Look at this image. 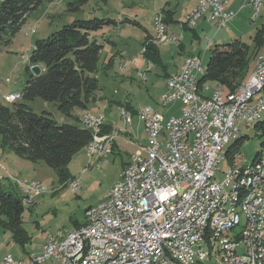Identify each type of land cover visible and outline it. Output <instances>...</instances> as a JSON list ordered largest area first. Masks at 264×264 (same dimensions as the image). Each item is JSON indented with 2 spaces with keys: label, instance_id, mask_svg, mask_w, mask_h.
<instances>
[{
  "label": "built area",
  "instance_id": "built-area-1",
  "mask_svg": "<svg viewBox=\"0 0 264 264\" xmlns=\"http://www.w3.org/2000/svg\"><path fill=\"white\" fill-rule=\"evenodd\" d=\"M230 2L204 0L183 23L191 27L205 19L228 31L236 14L229 8ZM246 5L252 19L260 16L264 0H249ZM164 22L163 13H156L152 41L169 38V45L178 44L183 33L163 36ZM202 59L191 56L184 76L173 73L168 77L171 85L166 86V99L168 105L181 103L179 114L166 117L144 107L146 133L153 146L140 144V153L132 154V166H125L118 180L120 188L103 202L106 211L88 220V225L66 233L65 243H58L53 235L40 258L17 259L15 264H77L78 256H87L86 264H189L191 249L200 250L203 262L202 247L198 246L199 209L226 193L231 173L244 167L241 155L235 166L224 172V178L212 184L211 191H202V183L220 171L226 139L264 112V61L255 70L248 93L223 95L221 86L196 95V87L203 85L198 76ZM17 93L6 95L9 102L17 101ZM123 117H127L126 111ZM90 123L91 115L82 124L87 129ZM101 125L103 120L98 123L99 133ZM144 148H152L149 162H140ZM258 155L261 167L254 181L255 201L248 206L251 226L236 233V225H240L237 216L229 215V226L220 229L227 230V237L219 239L227 243L224 259L233 260V264H264V198L256 199V186L264 189V146ZM0 167L5 169L2 162ZM26 187L44 190L41 182L28 181ZM167 234H177L178 242L167 243ZM85 240H92L91 252H84Z\"/></svg>",
  "mask_w": 264,
  "mask_h": 264
},
{
  "label": "rangeland",
  "instance_id": "rangeland-1",
  "mask_svg": "<svg viewBox=\"0 0 264 264\" xmlns=\"http://www.w3.org/2000/svg\"><path fill=\"white\" fill-rule=\"evenodd\" d=\"M73 1L46 0L39 9L35 10L28 17L12 41L0 46V102L11 106L14 102H9L5 96L10 92H17L24 88L29 76L27 67L31 66L30 55L38 39L47 38L50 34L61 29L65 24L72 22L76 18L97 17L99 19L110 18L116 22L106 24L102 29L94 32L99 42L104 45V48L96 73L100 84V88L97 91L99 98L89 103L88 112L95 114L98 111L104 112L106 109L107 114H112L114 119L116 120L117 118L120 124L122 122L124 126L125 123L119 108L120 103L127 104L135 109H142L148 105L152 107L156 106L159 110L157 111L160 114H166V117L179 114L182 107L179 102L164 106L162 99L160 100L159 94L163 91L165 79L161 75L162 70L159 65H155L152 71L151 69L150 71H145L146 80H144V73L142 72H138V74L134 70L129 73L127 71L123 73L118 63L108 69L104 68L109 59L118 52L125 55L123 62L131 60L134 55H139L140 59L144 58L142 55L143 44L147 37L146 28L151 29L152 15L156 11L161 12L162 8L169 6L171 7L170 9L175 10V18L182 23L184 22V17L187 15L182 16L183 12L188 7L190 0H90L79 11L71 10L70 4ZM235 1L231 0L232 3H230L233 4ZM246 1L248 2L249 0ZM243 13L247 17L239 18L234 23L231 22V30L219 29L218 31L220 32H218L217 38L215 35H212L213 31H211V36L205 37L204 34H201V29H198L201 35V43L199 44L197 40H194V45H198L199 53H204L201 66L203 72L198 71L200 78L206 70L211 51L217 45L222 47L238 38L251 45L254 49V36L258 28L264 24V6L262 7L260 16L255 20L250 19L251 14L249 9H246ZM166 26L168 28L167 24ZM185 33L186 37H182V39L185 38L183 39L184 43L188 47H191L192 32L186 30ZM211 40L212 43H209ZM156 44L158 46L169 45L162 42H156ZM177 45L173 44L172 46L176 47ZM262 50L261 47L259 52ZM256 58L253 60V67H256ZM253 67H251L249 74L252 72ZM21 100L22 98L17 101ZM30 104L37 113H42L43 111L52 113L59 123H78V119L65 116L53 103H46L45 105L44 101L36 99L30 101ZM82 110L81 108H75L73 111L74 116L80 117L79 113ZM260 122H264V112L261 115ZM79 123L81 122L79 121ZM114 133L116 132L112 134ZM239 133L244 139L237 157L241 155L244 166H249L253 163L256 154L261 150L262 143L264 142V126H257V123L251 126L242 124L239 128ZM1 138L0 135V143ZM134 138L132 137V142L139 144L134 149L130 146H123L121 151L112 150L111 152L110 146L103 156L96 155L89 157L83 151L75 155L69 165V171L75 177L74 179L79 180L80 188L74 187L71 184L73 179L63 184L55 169L48 166L44 161L34 163L20 159L13 153H11L12 156L17 158L20 164H26V166L20 165L21 169L14 167L16 172L9 171V149H2L0 147V162L5 166V169H1L0 167V174H2L0 175L1 185L5 189L13 191V183L15 188L20 190L22 195H25L22 227L29 237V240L25 244H21L16 239L12 228L0 225V257L4 256L1 261L7 256H11L13 260L27 259L32 254L40 253L44 244L51 236L57 237L62 232L67 233L76 228L77 225L84 224L86 210L91 206L99 205L104 197L115 187L116 183L119 182L118 180L124 169V163L129 157L131 160L132 154L140 153V144L148 145L147 134L146 138L141 136L139 142L135 140L138 138ZM235 142V139H232L225 146V150L228 153ZM140 155H145V152H142ZM235 163L232 165L224 154V159L220 163V171L217 173L216 179L220 180L224 178V172L235 166ZM25 181L41 182V186L45 187V190L34 191L29 189L26 187ZM233 184H235V180L232 181L231 186H226V189L230 191ZM28 195L33 196L30 202L28 199L26 201ZM244 226L245 217L242 214V223L236 226V233L241 232ZM217 246L220 248L219 243H217ZM204 250L206 252L211 250L210 245L208 247L207 241L204 243ZM217 256L208 257L203 263L221 264V254L219 253Z\"/></svg>",
  "mask_w": 264,
  "mask_h": 264
},
{
  "label": "trees",
  "instance_id": "trees-1",
  "mask_svg": "<svg viewBox=\"0 0 264 264\" xmlns=\"http://www.w3.org/2000/svg\"><path fill=\"white\" fill-rule=\"evenodd\" d=\"M45 1L0 0V46L11 42L28 17ZM89 1L74 0L70 4L71 10L79 11ZM161 12L166 24L171 23L174 12L165 7ZM115 22L110 18H76L47 38L38 39L29 60L31 66L39 64L42 73L35 76L31 73V66H28L29 76L22 89V100L15 101L11 106L0 102V147L8 148L15 155L34 163L44 161L55 169L63 184L75 178L69 171V165L75 155L93 140L92 131L83 127L80 117L74 116L73 111L75 108L88 109L100 88L96 73L104 45L99 42L94 32ZM183 27L189 28L185 23ZM254 46L253 49L238 38L222 47L217 45L211 51L206 70L200 79L203 84L200 85L201 95L207 91L204 90L207 83L216 87L222 86L226 92H233L249 77L255 67L252 66L253 60L264 46V24L254 36ZM143 47L145 51L142 54L146 61L160 67L164 65L159 46L152 41L151 35H147ZM114 59L115 55L109 59L105 69L113 64ZM251 67L253 70L249 74ZM36 99L55 104L65 116L78 119V123H59L48 111L35 112L30 101ZM120 105L134 115L137 114L132 106ZM257 126L263 127L264 122L259 121ZM111 131L105 125L104 132ZM243 139L240 137L236 140L229 150L230 163L240 153ZM263 146L264 142L261 149ZM258 153L254 161L259 156ZM12 188L14 192L5 189L0 180V225L12 228L16 239L25 244L29 240L22 227L25 195L13 183ZM81 225L83 224L76 227Z\"/></svg>",
  "mask_w": 264,
  "mask_h": 264
},
{
  "label": "bare ground",
  "instance_id": "bare-ground-1",
  "mask_svg": "<svg viewBox=\"0 0 264 264\" xmlns=\"http://www.w3.org/2000/svg\"><path fill=\"white\" fill-rule=\"evenodd\" d=\"M204 3V0H200L198 5L191 10L189 14L186 15L185 19H189L198 9L199 5ZM220 3H227V0H220ZM257 17H252L255 20ZM172 33L168 31L166 26V22H164V29H163V36H170ZM183 36H179L178 41L182 39ZM156 42H162L169 44V38H160L156 39ZM181 42V41H180ZM262 51L259 52L256 58V68L257 70L264 61V46L262 47ZM143 55V54H142ZM134 58H139V55H136ZM190 58L186 60L184 65L182 66L181 70L175 73L176 76H184L185 75V67H189ZM149 64V63H148ZM150 64L148 65V69H150ZM254 70V72H255ZM198 71L203 72L201 64H198ZM254 72L246 79L242 84L233 92H226L222 88L223 95H231L232 93L237 92V94H245L248 93L249 85L252 83L254 79ZM142 73H144L142 71ZM144 78V76H143ZM9 80V79H8ZM171 85V78L167 79L166 86ZM221 88L216 87V89ZM204 90H209L208 86L204 87ZM196 95H201V87L198 85L196 87ZM23 96L22 91L17 93V100L21 99ZM6 99H8L5 96ZM9 100V99H8ZM162 102L165 105H168V99H166V89L165 92L162 94ZM146 107H150V109H155L154 107L148 105ZM121 114L124 120L125 126L130 125L133 119L132 111L128 110L126 107H121ZM126 111L127 117H123L124 112ZM156 114H160L156 111ZM91 115V123L88 125V129H90L93 133V140L87 145L86 152L89 157L93 156H103L107 152V148L111 146L113 143L112 141L118 135V131L112 134L105 133L104 127L106 125V117L103 114H94V113H86L82 118L81 122L83 123L84 119H88ZM261 115L257 114L253 121L249 122L248 126H251L254 123H258L261 120ZM139 120L144 124V129L146 132V124L145 121V111L142 108L139 113ZM103 120V125H101V132L99 133L98 130V123ZM123 131V130H122ZM147 134V133H146ZM148 136V145L146 146H153V139H150ZM241 137L239 133V128L236 131V135H230L228 139L225 141V145L222 148L220 159H219V168L220 163L224 159V154L226 157L228 156V151L225 150V146L232 140H238ZM135 138H138L136 136ZM145 155H140V162H149V155H152V148H144ZM261 152V151H260ZM237 156H235L234 160L231 161L232 165L236 162ZM125 166H132V158ZM261 167V156L259 155L257 159L249 166L244 167H236V171L231 173L230 182H227L226 186H231L232 181L235 180V184H233L232 189L228 191L226 189V193L221 196V199H216V201H209L205 204L204 208L199 209V236H198V246L202 247L201 249V256H203V261L206 260L208 257L213 255L217 256L219 253L221 254L220 263L221 264H233V260L224 259L226 258V250H227V243L226 242H219V239L227 237V230H220L223 227L229 226V215H236L238 224L242 223V214L245 217V226H251V218L249 215L248 206H250L251 202L255 201V192L254 191V181L257 179L258 176V169ZM125 168V167H124ZM232 169V168H230ZM74 187L80 188V182L77 179H73L71 181ZM217 179L216 176H209L208 180H204L202 183V191H211L212 184H216ZM43 187V186H41ZM120 188V181L116 183L115 187L104 197L99 205L91 206L86 210V219L83 225H88V220H95L97 214H102V212L106 211V202L110 196H113L114 192ZM45 190V187H43ZM34 191H41L40 188H32ZM264 198V189L263 186H256V199H263ZM33 199V196L28 197V201L30 202ZM219 206V207H218ZM238 226V225H236ZM76 228L68 231L67 233H73ZM244 228L241 232L243 233ZM51 236L50 238H52ZM66 233H60L59 236L54 237V240H58V243H65ZM50 238L46 241L43 246V249L40 253L32 254L30 257L32 258H40L43 255V250L48 245ZM215 242H214V241ZM205 241V242H204ZM208 243V247L210 245L211 250L205 251L204 250V243ZM178 242V235L177 234H167V243H177ZM217 243L220 244V248L216 247ZM216 249V250H215ZM92 250V240H85L84 243V252H91ZM218 257V256H217ZM200 262V250L199 249H191L189 251V264H196ZM16 260H13L11 256H7L0 264H15ZM87 263V256H78L77 264H86Z\"/></svg>",
  "mask_w": 264,
  "mask_h": 264
},
{
  "label": "crops",
  "instance_id": "crops-1",
  "mask_svg": "<svg viewBox=\"0 0 264 264\" xmlns=\"http://www.w3.org/2000/svg\"><path fill=\"white\" fill-rule=\"evenodd\" d=\"M198 1L199 0H190V3L188 5V7L185 9V11L183 12L182 16H185L186 14H188L198 4ZM246 2H247L246 0H242V1L236 0L235 2H233V4H231L232 2L230 3L229 8L236 13L234 18H233V20L231 21L232 23L238 21L239 18L247 17V15L245 13H243L246 9L250 10V8L246 5L248 2L247 3ZM133 8H135V7H133ZM165 8H167V10H170V11L174 12L172 22L168 24V30L171 31V32H174V33H183V37H186L185 31L186 30H190L192 32V37L193 38H192V42H191V47H188L186 45V43H184L183 39H185V38H183L182 41L180 43H178V45L176 47L172 46V45H166V44L159 46L161 57H162V60L164 62L163 63L164 65L161 67V70H162L161 75L165 79V86L163 87V91L159 94L160 100L162 99V94L165 92L167 79H168V77L170 75H172L173 73L178 72L181 69V67L184 64V62L188 58H190L191 56L200 55V56L204 57V53L203 54L201 52L199 53L198 45H196V46L194 45L195 44L194 40H197L199 42V44L201 43V41H200V39H201L200 32H201V34H204L205 37H209V36H211L210 35L211 31H213L212 35H215L216 38L219 35L218 32H220V31H218L219 28H218V26H217V24L215 22H208L205 19H200L195 26H192V27H189L188 29H185L183 27V22L181 23L180 21H178L175 18V15H176L175 10L170 9L171 7H169V6H166ZM158 12H160V11H156L152 15V18H151V29H148V28L145 27L146 31H147V35H151L152 37L154 35V31H153L154 26L152 24V20L155 17L156 13H158ZM250 14H251V12H250ZM184 18H186V17H184ZM207 26H209V27L207 29H205ZM198 29H201V31L199 32ZM95 36L97 37V35H95ZM211 42H212V40H211ZM134 57H135V55L133 56V58L131 60H129V61L126 60L125 62H123L124 58H125V55H123V54L118 52L115 55L114 62H113V64L110 67H113L114 64L118 63L119 67L121 68L120 70L123 71V73L125 71H127L129 73V72H132L134 70L137 73L138 72L140 73L142 71L143 72L150 71V69L151 68L153 69L155 67V65H156V64L153 63L154 66L152 67V63L146 61V59H144V58L140 59L141 58L140 57V58L135 60ZM148 63L151 64V68L150 69H148V67H147V65H149ZM201 66H202V64H201ZM152 69H151V71H152ZM206 86H209V90L204 91V94L206 92H210V89H214L216 87V85L213 86V84H209V83H207ZM20 91H22V90H20ZM20 91H17V92H20ZM10 93H13V92H10ZM96 98H99L98 97V93L96 94ZM119 102H120V100H119ZM45 105H46V103H45ZM158 106H160V105H158ZM121 107H124V106H121L119 104V108L120 109H121ZM153 107L156 109V111L158 110V108L156 106H153ZM134 110L138 113V111H140L141 109L140 108H136V109L134 108ZM160 112H162V111H160ZM86 113H88V110L87 109H83L82 112L79 113L80 114V119ZM96 114H104L106 116V125H108L111 128V130H112L111 132L118 131V135L119 136H117L115 138V140L113 141V143L111 144V152H112V150L113 151H121L123 146H130L132 149L137 147L139 144H137V142H132V136H133V138L135 136H138V139L134 138L138 142H139V139L141 138V136L146 138V133H145V130H144L143 123L139 120V117L137 116V114H135L133 116L132 123L130 125H127V126H124L122 124V122L120 124V122L117 120V118H116V120L114 119L112 114H107L106 113V109H105L104 112L103 111H98V113H96ZM165 116H166V114H165ZM117 117H119V116H117ZM85 150H86V148L81 150L79 153H81L83 151V153L85 155H87ZM11 153H13V152L9 150V160H10V162H9V171H11V172L15 171L14 167L21 169V166H26V164H20L19 160L17 158H15L14 156H12ZM16 157H18L20 159H23V160H26V159L21 158V157H19L17 155H16ZM129 161H130V157L124 163L123 168L125 167V165ZM86 163H87V161H86ZM0 175H2V174H0ZM3 257H0V261H1V259Z\"/></svg>",
  "mask_w": 264,
  "mask_h": 264
},
{
  "label": "water",
  "instance_id": "water-1",
  "mask_svg": "<svg viewBox=\"0 0 264 264\" xmlns=\"http://www.w3.org/2000/svg\"><path fill=\"white\" fill-rule=\"evenodd\" d=\"M31 73L35 76H39L42 73V67L39 64L32 65Z\"/></svg>",
  "mask_w": 264,
  "mask_h": 264
}]
</instances>
